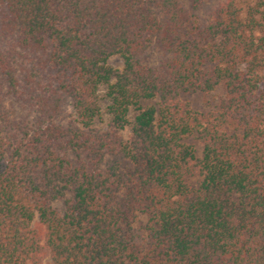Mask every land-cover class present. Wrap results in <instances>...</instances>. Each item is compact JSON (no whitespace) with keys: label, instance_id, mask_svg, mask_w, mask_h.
<instances>
[{"label":"trees","instance_id":"16d2710c","mask_svg":"<svg viewBox=\"0 0 264 264\" xmlns=\"http://www.w3.org/2000/svg\"><path fill=\"white\" fill-rule=\"evenodd\" d=\"M262 83L264 0H0V264H264Z\"/></svg>","mask_w":264,"mask_h":264},{"label":"rangeland","instance_id":"374dc122","mask_svg":"<svg viewBox=\"0 0 264 264\" xmlns=\"http://www.w3.org/2000/svg\"><path fill=\"white\" fill-rule=\"evenodd\" d=\"M154 59H157V56H154ZM107 65L110 66L113 69L120 70L123 66L122 58L119 55H112L107 59ZM260 90L264 93V83L261 84ZM104 95V88L103 86H100L98 89V103L100 107L99 114L95 117L93 121V126L98 128L100 131H104L107 128L108 124V115L105 112V108L107 105L106 99L103 97ZM223 92L222 89L217 88L209 93H192V94H186V93H180L179 98L182 101H186L190 104L191 108L201 112L205 113L209 110H214L217 102L222 97ZM7 107L10 110L11 116H15L17 113L16 108L11 102L6 103ZM141 105H155V99H149V100H141ZM122 136L128 135V130H124L121 132ZM185 143H188L193 146L196 153L200 152V144L197 139L196 134H192L183 140ZM139 220H144V217L142 215H139L137 217Z\"/></svg>","mask_w":264,"mask_h":264}]
</instances>
